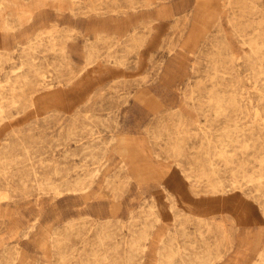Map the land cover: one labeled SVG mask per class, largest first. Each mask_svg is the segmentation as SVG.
I'll list each match as a JSON object with an SVG mask.
<instances>
[{"label": "rangeland", "instance_id": "374dc122", "mask_svg": "<svg viewBox=\"0 0 264 264\" xmlns=\"http://www.w3.org/2000/svg\"><path fill=\"white\" fill-rule=\"evenodd\" d=\"M0 264H264V0H0Z\"/></svg>", "mask_w": 264, "mask_h": 264}]
</instances>
